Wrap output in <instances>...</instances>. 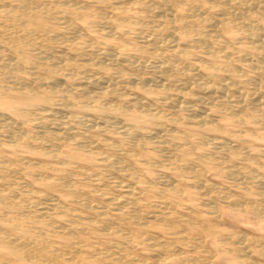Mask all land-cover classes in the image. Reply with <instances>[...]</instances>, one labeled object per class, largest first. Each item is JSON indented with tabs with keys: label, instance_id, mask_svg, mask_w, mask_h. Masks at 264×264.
I'll use <instances>...</instances> for the list:
<instances>
[{
	"label": "bare ground",
	"instance_id": "obj_1",
	"mask_svg": "<svg viewBox=\"0 0 264 264\" xmlns=\"http://www.w3.org/2000/svg\"><path fill=\"white\" fill-rule=\"evenodd\" d=\"M5 79L0 264H157L174 253L213 264L208 251L190 252L217 232L173 198L191 189L216 219L219 201L264 216V144L253 153L242 144V134L264 142V0H0ZM1 89L23 90L26 111ZM206 142L219 154H196ZM208 170L250 192L202 178ZM18 191L31 195V227L8 209L22 204ZM241 234L242 258L252 245L264 256V239ZM134 242L155 260L133 255Z\"/></svg>",
	"mask_w": 264,
	"mask_h": 264
},
{
	"label": "rangeland",
	"instance_id": "obj_2",
	"mask_svg": "<svg viewBox=\"0 0 264 264\" xmlns=\"http://www.w3.org/2000/svg\"><path fill=\"white\" fill-rule=\"evenodd\" d=\"M59 46H60L59 44H56L55 49L58 50L59 48H61ZM6 80L7 79L3 80V82H5V83H3L1 81L0 84H3V85L7 84ZM43 89L44 88H39L38 91L39 90L41 91ZM1 91L4 92V95H6V98L10 99L11 103L14 106L26 111L27 107L22 103V100L20 97L21 93H23V90H19L18 92H16L15 90L14 91H5V90L1 89ZM4 104H5L4 102L0 101V111H6L7 112V110H6L7 106H5L6 104L5 105ZM27 111H28V109H27ZM113 119L114 118H112V120ZM31 124L32 123L30 121L29 123L26 124V126L31 128V126H32ZM190 126H191L190 128L193 129L194 131H199V129L203 128L201 125L199 126L198 124H196V125L192 124ZM228 127H231V126H228ZM263 132H264V129L261 128L260 134H262ZM242 137H243L242 138V140H243L242 144L244 147L243 148L244 151L246 150V151L253 153L256 150L258 151L262 147V145L264 144L263 140L258 139V138L246 136L244 134H242ZM1 144L6 150L8 149L10 152L15 151L19 155L26 154L22 150L20 151L21 147L12 144V142L10 143L8 141L7 142L1 141ZM205 144H207V145H205ZM195 149H196L195 150L196 154L204 155L206 158H210L213 155L219 154L218 150L214 149L213 146L211 145V143H209V142H206L204 144L202 143L199 146H196ZM17 151H20V152H17ZM28 154L30 156L34 157L35 159L37 157L38 158L41 157L40 155H38V153L37 154L28 153ZM204 156H203V158H204ZM261 159H264V158L261 157ZM153 171L155 173H158L159 168L158 169L153 168ZM207 173H209V174H207ZM175 175L176 176L178 175L179 177L183 176V177H185L184 178L185 180H188V179L189 180H191V179L195 180L196 179V177L195 178L193 177L194 176L193 174L188 175V173H185V172L184 173L183 172L182 173L177 172ZM201 177L209 180L212 183L217 184V186H220V187L226 186L227 188L229 187L228 188L229 190L234 191V192H239V193H249L250 190L248 188H250L252 186V184L250 185V183H247V182L234 181L232 178L224 176L216 170H208V171L204 172V175L202 174ZM8 179H9V181H11L12 176L9 175ZM197 179H198V177H197ZM110 185H111V188L116 191V193H119V188L118 189H117V187L115 188L114 184H110ZM10 186L11 185L5 186L3 188V190L5 189L7 191H3V192H8L9 190H17V187L14 184H12L11 187ZM247 189H248V191H247ZM18 192L21 196L20 199L23 201L22 204L17 205L15 203L14 204L12 203V205H9L8 209L13 210L14 212L17 213L16 219L17 220L20 219L19 221H23L22 224H23L24 228L28 227V226L31 227L33 225V223H32V219L30 218V216L32 217V215L37 214V212L35 211L36 209L34 207L30 206L31 203L30 204L27 203V202H30L29 199H30L31 195L26 193V192H23V191H18ZM63 193H65V192H63ZM173 198L175 201H177V203H179L178 209L181 211V213H183L184 215H191V216H195V214H196L197 216H195V217H198V218L200 217L199 219L202 221V223L204 225H206L209 228L214 229L217 232L216 234H213V235H208V234L202 235L203 236V237L201 236L202 248L201 249L199 248V250L198 249L193 250L192 252H190V254L203 256L204 254L208 255V252H209L208 256L213 257L212 258L213 264H241V263L242 264L243 263L244 264H250V263L251 264H254V263L264 264V256L259 257V255L257 254V251L253 245L250 247L251 253H252L250 255L251 257L250 258H245V257L242 258V256H240L239 252L235 250L236 245H235V243H233L237 237L236 235L241 234V233L244 234V236H247L250 238L254 236L253 238H251L254 240L264 239V216L259 217V215H256V214L254 215V213H252L250 211H244V213H243V211H239L235 207H232L231 205H229L228 202L219 201L217 205H218V208L220 209L221 217L216 219V218H214V216L211 213L207 212L208 208H206L207 206L204 202L202 195L199 194L197 191L192 190V189L185 192V194L182 193L181 196L175 195ZM64 199L65 200L68 199V200L72 201L74 199V197L71 194H66V195H64ZM150 200L152 202L158 201L157 198H150ZM15 205H17L18 207H16ZM25 205L26 206L29 205V206L26 207ZM183 208H184V210H183ZM5 209L7 210V208L4 205L0 204V215L5 211ZM142 210L144 212H146L149 209L146 208L145 206H142ZM188 210H190V211H188ZM24 213L27 215H24ZM28 214H30V215H28ZM261 217H263V218H261ZM220 219H221V221H219ZM3 226L9 227V225L6 223H3ZM132 227L134 230L139 229L136 224L132 225ZM155 231H157V230H155ZM222 233H224V237L221 235ZM245 234H247V235H245ZM225 235H229V236H227V238H225L226 237ZM232 235H234V236H232ZM164 236L170 237L171 235L168 236L167 234H164ZM202 239H204L205 241H203ZM227 239H230V240H227ZM223 240H225V241H223ZM185 243L187 244L188 241H183L182 244L178 243L177 245L180 247L186 248V246H181ZM204 245H206V246H204ZM130 247H131L130 248L131 250L133 249L130 252L132 254L135 253L133 255L139 256L141 254H144V255H148L151 261L155 260L154 259L155 257H152V255H151L152 254L151 251H145L140 244H137L136 242H134L133 244H130ZM205 247H206V249H208V250H206V252L204 251ZM141 249H143V250H141ZM220 249H222V250H220ZM0 252H4V253L6 252L7 253V250L0 246ZM174 254L172 255L171 258L169 257L170 259H168V258L163 259V260L157 259L156 261L159 262V263L157 262V264H191V263L186 262V261H184V262L183 261H175V259L177 258L176 257L177 255H176V253H174ZM11 256L13 257V255H11ZM239 257H240V259H239ZM22 264H29V263L27 261H25V262H22Z\"/></svg>",
	"mask_w": 264,
	"mask_h": 264
}]
</instances>
